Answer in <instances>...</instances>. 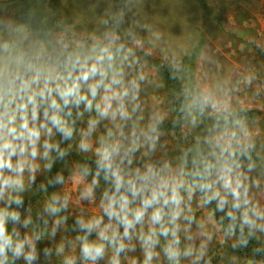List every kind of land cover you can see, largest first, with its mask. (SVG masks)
<instances>
[{
    "label": "clouds",
    "instance_id": "clouds-1",
    "mask_svg": "<svg viewBox=\"0 0 264 264\" xmlns=\"http://www.w3.org/2000/svg\"><path fill=\"white\" fill-rule=\"evenodd\" d=\"M133 2L86 35L0 17V264H38L37 243L68 231L73 204L74 240L45 246L46 264H213L217 234L233 251L255 241L253 257L264 255V144L220 85H197L182 89L173 124L201 131L169 154L168 117L141 97L144 41L135 22L125 27ZM182 70L173 65L171 77ZM73 145L91 163L46 176L41 192L63 190L34 217L24 194Z\"/></svg>",
    "mask_w": 264,
    "mask_h": 264
},
{
    "label": "rangeland",
    "instance_id": "rangeland-1",
    "mask_svg": "<svg viewBox=\"0 0 264 264\" xmlns=\"http://www.w3.org/2000/svg\"><path fill=\"white\" fill-rule=\"evenodd\" d=\"M29 1L31 15L47 22L49 28L56 31L67 29L74 34L85 35L98 26L102 17H107L123 7V0ZM5 15L16 24L26 25L18 19L15 2L0 3V17ZM125 19V27L135 22L136 32L144 41V50L138 52V55L146 61L144 72L148 81L142 85L144 91L141 93L146 110L156 107L167 115L165 122L174 118L171 91L144 56L165 58L172 66L179 65L183 69L179 73L183 89L197 85H220L232 109L253 111L251 115L246 116L248 125L258 148L264 144V0H134ZM249 79L251 83L246 82ZM164 131L166 136L162 141L167 144L169 154L174 156L185 147L188 135L195 137L201 129L190 130L183 127L182 138L172 130ZM72 153L80 154L74 145ZM69 156L71 158L72 154ZM74 165L75 163L69 161L65 166L63 173L66 178ZM44 174H37L36 184L24 197L35 196ZM68 187L70 188V185ZM62 190L57 186L53 191ZM99 194L100 190H97V197ZM47 196L41 202L35 200L25 208L31 207L35 217ZM83 207L87 211L95 206L83 202ZM20 211L22 216L26 214L24 208ZM79 211L80 206L73 204L66 214L74 220ZM203 214L198 210V215ZM75 235L69 228L68 231L61 229L55 240L49 242L46 238L38 242L37 250L41 253L38 264H46L42 254L45 246L53 247L62 238L74 240ZM93 238L94 236L91 237ZM74 251L78 252V249ZM210 253L214 257L213 264L250 262L237 250L233 251L230 244H221L219 234L210 246ZM136 255H139V251ZM58 260L59 258L54 257L50 264H58ZM17 264H22V261ZM100 264H105V261Z\"/></svg>",
    "mask_w": 264,
    "mask_h": 264
},
{
    "label": "trees",
    "instance_id": "trees-1",
    "mask_svg": "<svg viewBox=\"0 0 264 264\" xmlns=\"http://www.w3.org/2000/svg\"><path fill=\"white\" fill-rule=\"evenodd\" d=\"M11 2H15L17 5V11H18V19L20 22L26 24L33 30L35 29H43V28H49V25L47 22L40 21L37 18H34L31 15V3L29 0H13ZM145 55V54H143ZM150 64L157 70L159 75L164 79L168 90L171 91V102H172V109H173V116L174 118L169 121L165 122L163 125L164 130H172L174 133L179 138H182V126L181 123L173 124V121L176 120L180 113L177 111L178 106L183 99V94H182V84L180 82V79H173L170 75V70H171V63L165 59V58H159L156 56H150V55H145L144 56ZM239 112L242 115L249 116L253 113L251 110H239ZM194 136L189 134L188 135V141L185 144V146L189 143L192 142ZM72 157L68 156L64 161H57L54 167L52 168V171L50 173L44 174L43 181H45L46 176H54L58 171H63L65 166L69 161L73 163H83V162H88L91 163V159L87 156L81 155V154H74L71 153ZM65 175V174H64ZM55 188L49 187L48 192L44 193L41 192L39 189L35 196L33 197H24V204L25 206H28L32 204L35 200L37 202H41L42 199H44L45 196L50 194ZM66 214V213H65ZM67 215V214H66ZM219 215V214H218ZM74 224V220L68 216V221H67V228L71 230V226ZM75 233V232H74ZM91 239V237H90ZM257 243L255 241L250 242L249 247L247 249H242V250H237L240 255L244 256L245 258L252 260L254 259L256 262H260L261 260H264V255H256L253 257L252 249L254 247H257Z\"/></svg>",
    "mask_w": 264,
    "mask_h": 264
},
{
    "label": "water",
    "instance_id": "water-1",
    "mask_svg": "<svg viewBox=\"0 0 264 264\" xmlns=\"http://www.w3.org/2000/svg\"><path fill=\"white\" fill-rule=\"evenodd\" d=\"M8 1H13V0H0V3L8 2Z\"/></svg>",
    "mask_w": 264,
    "mask_h": 264
}]
</instances>
